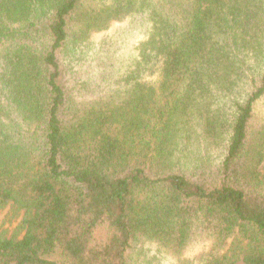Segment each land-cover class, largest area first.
Returning <instances> with one entry per match:
<instances>
[{"label": "trees", "instance_id": "trees-1", "mask_svg": "<svg viewBox=\"0 0 264 264\" xmlns=\"http://www.w3.org/2000/svg\"><path fill=\"white\" fill-rule=\"evenodd\" d=\"M0 264H264V0H0Z\"/></svg>", "mask_w": 264, "mask_h": 264}, {"label": "rangeland", "instance_id": "rangeland-1", "mask_svg": "<svg viewBox=\"0 0 264 264\" xmlns=\"http://www.w3.org/2000/svg\"><path fill=\"white\" fill-rule=\"evenodd\" d=\"M23 212L18 211L13 205H9L0 212V232H4L8 237L15 236L22 232ZM237 264H244L242 261Z\"/></svg>", "mask_w": 264, "mask_h": 264}]
</instances>
